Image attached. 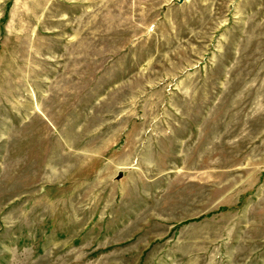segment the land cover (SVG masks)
I'll use <instances>...</instances> for the list:
<instances>
[{
	"label": "rangeland",
	"instance_id": "1",
	"mask_svg": "<svg viewBox=\"0 0 264 264\" xmlns=\"http://www.w3.org/2000/svg\"><path fill=\"white\" fill-rule=\"evenodd\" d=\"M0 264H264V0H0Z\"/></svg>",
	"mask_w": 264,
	"mask_h": 264
},
{
	"label": "water",
	"instance_id": "2",
	"mask_svg": "<svg viewBox=\"0 0 264 264\" xmlns=\"http://www.w3.org/2000/svg\"><path fill=\"white\" fill-rule=\"evenodd\" d=\"M178 3H181V2H183L184 0H176Z\"/></svg>",
	"mask_w": 264,
	"mask_h": 264
}]
</instances>
